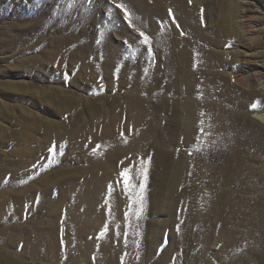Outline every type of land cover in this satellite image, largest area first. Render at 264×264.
I'll return each instance as SVG.
<instances>
[{
	"label": "rangeland",
	"instance_id": "1",
	"mask_svg": "<svg viewBox=\"0 0 264 264\" xmlns=\"http://www.w3.org/2000/svg\"><path fill=\"white\" fill-rule=\"evenodd\" d=\"M263 63L264 0H0V264H264Z\"/></svg>",
	"mask_w": 264,
	"mask_h": 264
},
{
	"label": "bare ground",
	"instance_id": "2",
	"mask_svg": "<svg viewBox=\"0 0 264 264\" xmlns=\"http://www.w3.org/2000/svg\"><path fill=\"white\" fill-rule=\"evenodd\" d=\"M185 15H186V13L182 14L181 16H185ZM258 66H259V65H258ZM260 67H261V69L264 70V63H263V65H261ZM252 80H253V79H252ZM263 90H264V89H263ZM172 127H173V126H172ZM97 160H99V159H97ZM166 168H167V167H166ZM166 172H167V170H166ZM76 187H77V186H76ZM78 189H79V188H78ZM72 190H73V189H72ZM72 190H71V191H72ZM71 191H70V192H71ZM73 191H74V190H73ZM79 194H80V193H79ZM76 195H77V193H76ZM82 196H83V195H82ZM74 199H75V198H74ZM75 200H76V199H75ZM77 200H78V199H77ZM87 202H88V201H87ZM75 203H76V202H75ZM73 204H74V202H73ZM73 204H72V206H73ZM78 204H79V203H78ZM76 205H77V204H76ZM83 206H84V205H83ZM66 208H67V207H66ZM83 209H84V207H83ZM68 211H69V210H68ZM84 211H85V209H84ZM86 211H87V210H86ZM54 212H55V211H54ZM74 217H76V218L79 217V218H80L81 216H78V217H77V215H75ZM89 218H90V217H89ZM73 220H74V218H73ZM62 229H63V227H62ZM73 230H75V229H73ZM51 232H53V231H51ZM71 232H72V231H71ZM64 234H65V233H64ZM62 236H63V235H62ZM64 240H65V239H64ZM41 243H42V242H41ZM42 245H43V244H42ZM40 246H41V245H40ZM41 247H42V246H41ZM85 248H86V247H85ZM85 248H84V249H85ZM87 248H88V247H87ZM87 248H86V251H87ZM63 249H64V248H63ZM65 250H66V249H65ZM65 250H64V252H66ZM68 250H69V249H68ZM70 250H71V249H70ZM89 252H90V251H89ZM89 252H88V254H89ZM66 253H68V252H66ZM83 253H84V252H83ZM68 254H69V256H72L71 251H69ZM40 255H41V253H40ZM62 256L64 257V255H62ZM66 257H67V255H66ZM66 257H65V258H66ZM67 259H68V258H67ZM69 259H70V258H69ZM69 259H68V260H69ZM73 259H74V258H73ZM83 259H84V258H83ZM68 260H67V261H68ZM75 261H76V259H75ZM64 262H65V261H64ZM73 262H74V261H73ZM77 264H82V263L78 261Z\"/></svg>",
	"mask_w": 264,
	"mask_h": 264
},
{
	"label": "snow or ice",
	"instance_id": "3",
	"mask_svg": "<svg viewBox=\"0 0 264 264\" xmlns=\"http://www.w3.org/2000/svg\"><path fill=\"white\" fill-rule=\"evenodd\" d=\"M141 36H143L144 39H147L148 37L145 36L143 33H141Z\"/></svg>",
	"mask_w": 264,
	"mask_h": 264
}]
</instances>
